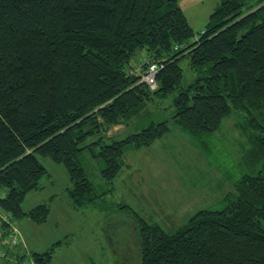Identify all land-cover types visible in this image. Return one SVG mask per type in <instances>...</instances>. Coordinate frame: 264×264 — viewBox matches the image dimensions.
I'll return each mask as SVG.
<instances>
[{
    "label": "trees",
    "instance_id": "trees-1",
    "mask_svg": "<svg viewBox=\"0 0 264 264\" xmlns=\"http://www.w3.org/2000/svg\"><path fill=\"white\" fill-rule=\"evenodd\" d=\"M192 37L177 0H0V209L12 219L47 217L45 205L21 206L47 175L37 154L64 165L75 207L95 204L102 193L81 163L83 149L101 160L108 193L125 152L175 127L208 153L222 119L241 111L245 172L224 205L196 211L171 232L141 219L140 264H264V0H220ZM182 58L195 74L189 81ZM143 59L159 66L153 89L140 80ZM169 96L170 121L120 139L105 133ZM51 250L33 252L36 264H47Z\"/></svg>",
    "mask_w": 264,
    "mask_h": 264
},
{
    "label": "rangeland",
    "instance_id": "rangeland-1",
    "mask_svg": "<svg viewBox=\"0 0 264 264\" xmlns=\"http://www.w3.org/2000/svg\"><path fill=\"white\" fill-rule=\"evenodd\" d=\"M219 2L177 0L193 30L191 40L199 37ZM179 63L184 80H191L195 74L188 60L182 58ZM170 103V96L155 98L147 103L146 111L132 117L128 124L112 125L105 133L120 139L150 121H170L173 111ZM242 117L241 111H233L222 119L208 153L196 148L189 136L175 127L150 146L127 152L121 168L123 178L115 177L108 193L104 192L101 160L93 157L88 148L83 149L81 163L102 193V199L79 207L68 197L71 182L64 165L37 154L47 175L40 178V188L25 194L21 206L28 211L36 206L43 209L45 205L48 214L41 222L28 216L13 218L20 235L17 250L24 248L23 255L16 259L24 258L36 264L33 252L27 247L37 252L52 247V259L47 264H140L141 219L171 232L196 211L224 205L220 199L233 191V182L245 172L241 155L248 145L237 128ZM0 246L5 248L4 244ZM8 264L14 263L8 260Z\"/></svg>",
    "mask_w": 264,
    "mask_h": 264
},
{
    "label": "built area",
    "instance_id": "built-area-1",
    "mask_svg": "<svg viewBox=\"0 0 264 264\" xmlns=\"http://www.w3.org/2000/svg\"><path fill=\"white\" fill-rule=\"evenodd\" d=\"M142 63L145 64V68L141 72L140 80L144 81L149 86V88L153 89L156 87L155 75L159 69V66L155 62H149L146 59H143ZM1 225H5L7 233L4 237L0 236V238L2 237V239H0V243L5 245V248L0 246V258L8 259L14 264H33V262L24 258L23 260H17L14 254L11 255V250H8L15 248V250L18 251L17 248L20 247V235L14 225L11 215L0 209V228L3 227ZM23 250L21 248L18 256L23 255ZM12 253H14V251H12Z\"/></svg>",
    "mask_w": 264,
    "mask_h": 264
},
{
    "label": "crops",
    "instance_id": "crops-1",
    "mask_svg": "<svg viewBox=\"0 0 264 264\" xmlns=\"http://www.w3.org/2000/svg\"><path fill=\"white\" fill-rule=\"evenodd\" d=\"M168 135H170V134H168ZM176 135H177V134H176ZM154 142H155V141H154ZM151 144H152V143H151ZM151 144H150V145H151ZM150 145L142 146V147H139V148L148 147V146H150ZM139 148H136V149H139ZM133 150H134V149H133ZM129 151H132V150H129ZM129 151H127V152H129ZM127 152L124 153V156H125V154H126ZM124 156H123V163H122V166L124 165V160H125V159H124ZM122 166H121V168H122ZM121 168H120V170H119V172H118V174H117L116 177H117V178L119 177V178L122 179L123 177H120V175H121L122 173H124V171L122 172V171H121ZM114 179H115V178H114ZM121 182H122V181H121ZM220 200H221V199H220ZM27 248H28L31 252H37V251H32L29 247H27ZM47 249H48V248L42 250L41 252H43V251H45V250H47ZM52 251H53V250H52ZM39 252H40V251H39ZM51 259H52V258H51ZM49 262H50V260H49Z\"/></svg>",
    "mask_w": 264,
    "mask_h": 264
}]
</instances>
